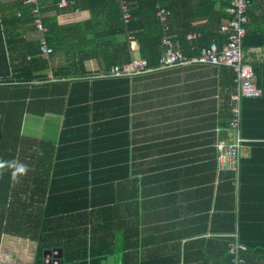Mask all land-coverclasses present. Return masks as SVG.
Wrapping results in <instances>:
<instances>
[{
  "label": "trees",
  "instance_id": "obj_1",
  "mask_svg": "<svg viewBox=\"0 0 264 264\" xmlns=\"http://www.w3.org/2000/svg\"><path fill=\"white\" fill-rule=\"evenodd\" d=\"M25 1L16 0L11 5L0 6V100L3 101L0 105L4 107V112L0 111V133L3 131L7 162L18 151L24 152L28 148L25 138L20 137V130L30 107L37 108V115L56 113L62 95L66 93L62 90L69 86V92L58 145L35 141L44 152L56 154L53 172H45L44 182L32 188L30 172L18 173L20 179L16 176L18 179L13 186L14 165L6 164L2 172L0 169V182L4 180L0 185V246L3 234L36 241L34 264H45L44 254L51 250L63 252L64 264H100L111 255L117 256V264H131L134 258L131 251L135 247L127 244V236L132 233L127 209L137 218L138 205L134 198L137 194L128 199L125 196V191L131 187L127 108L130 77L91 75L86 72L84 61L95 58L101 70L108 73L112 65L133 59L130 38L137 40L139 56L150 66H158L166 36H171L187 57L198 55L200 49L212 41L223 46L228 34L222 33L220 26L227 17L224 10L229 4L197 0L192 7L191 0H126L131 18L125 23L116 0H66L73 3L67 11L70 8L73 12L87 11L91 18L85 23L68 26L58 25L55 17L43 19L44 38L53 47L50 56L61 52L68 61L66 65L52 69L53 81L46 75L49 59L39 54L40 42L25 39L26 32L36 29V17L31 8L25 6ZM60 1L52 0L51 10L57 14L65 13L57 9ZM249 1L252 9L244 51L259 45L256 43L259 37L256 24L262 14L258 13L257 0ZM157 6L171 12L169 31H165L157 16ZM182 15L190 25L197 23L198 38L186 41L176 35L175 27ZM253 67L256 86L262 96L246 98L242 102L241 132L250 141V153L241 162L238 212L236 217L230 216L228 233H232L236 225L237 241L247 248L246 260L264 264V65ZM227 74L232 95L236 76L231 69ZM90 76L97 78L91 80ZM68 78H72V82L63 81ZM97 92L100 96L95 95ZM50 98L52 101L47 102ZM27 100H30L28 108L25 106ZM91 103H97L95 106L102 111H107L108 107L116 108L108 116L103 113L102 121L92 127L93 131L89 126L93 119L89 116L96 108ZM228 108L227 105L225 110ZM76 115L85 118L76 119ZM99 126L101 131H94ZM81 132L83 135H79ZM72 144L75 148L79 146L80 155L74 153L71 158L65 154L72 150ZM71 159L76 163L72 169L67 167ZM30 192L34 202L26 199ZM89 232L92 238L87 240ZM134 232L139 234L137 230ZM118 233L122 234L123 243L119 252L115 247ZM220 255L223 264H234L229 247Z\"/></svg>",
  "mask_w": 264,
  "mask_h": 264
},
{
  "label": "crops",
  "instance_id": "obj_2",
  "mask_svg": "<svg viewBox=\"0 0 264 264\" xmlns=\"http://www.w3.org/2000/svg\"><path fill=\"white\" fill-rule=\"evenodd\" d=\"M191 1L192 7L197 4V0ZM230 1L217 0L220 5L230 4ZM14 2L16 0H0V6H8ZM42 2V10L45 11L43 18L55 17L60 26L85 23L91 18L89 12H73L71 8L69 11L68 8H57L65 11L57 14L51 10L52 0ZM257 8L258 13L262 14L261 20L256 24L259 29L256 43L259 45L245 50V58L253 66H262L264 0H257ZM186 11L189 12V9L186 8ZM184 17L181 16L175 27L176 35L192 41L200 36V32H195L197 23L190 25L189 20ZM44 34L34 29L26 32L25 39L28 42H40ZM132 42L134 45L131 49L134 57L138 58V42L136 39ZM48 59L49 69L46 75L54 81L51 78L52 69L64 66L68 61L61 52ZM84 68L91 75L99 74L98 77L106 73L104 69L101 70L100 63L95 58L85 60ZM225 68L198 64L168 69L154 68L151 72L129 79L127 108L130 119L131 187L125 191V196L128 199L137 194L134 198L138 205L137 218L127 209L128 223L132 230L127 236V244L135 247L131 251L134 253L131 264H172V261H175L173 264H223L220 262V253L229 247L231 239L237 237L236 225L234 231L228 233V224L230 216L236 217L238 212V178L235 173L218 171L215 149L216 142L228 138L227 127L232 118L233 93L231 95L228 88L229 68ZM89 78L95 80L93 78L97 77ZM63 81L72 82V78ZM62 91L66 93L62 95L60 106L55 109L56 113L37 115L39 112L35 107H30V111H27L20 137L25 138L28 148L24 152L18 151L9 162L6 160L2 143L4 135L1 131L0 169L2 172L6 164L14 165L16 174L13 186L15 180L20 179L16 169L21 165L26 166V171L31 173L29 182L32 188L44 182L45 172H53L56 154L44 152L35 141H44L55 147L58 145L63 115L67 109L69 86ZM95 95L100 96V93ZM51 101V98L47 100ZM2 102L0 100V104ZM29 103L30 100H27L26 108L30 106ZM95 105L97 103L91 105L96 109L92 107L94 111L89 116L93 119L89 125L90 131H93V126L100 124L103 113L108 116L116 111L115 107L102 111ZM227 105L229 108L225 110ZM0 111L4 112L1 105ZM95 116L100 118L96 119ZM75 118L85 117L76 115ZM96 130L100 132V126L95 127L94 131ZM70 146L72 150L65 155H70L71 158L74 153L80 155L79 146ZM69 163L71 166L67 167L71 169L76 166L73 160ZM3 183L4 180L1 179L0 185ZM31 195L32 192L27 194L26 199L34 202ZM135 230L139 232L138 235ZM91 238L90 234L87 240ZM37 245L36 241L3 234L0 264H34ZM122 245V234L118 233L115 238L117 252ZM112 256L114 264H117V256Z\"/></svg>",
  "mask_w": 264,
  "mask_h": 264
},
{
  "label": "built area",
  "instance_id": "obj_3",
  "mask_svg": "<svg viewBox=\"0 0 264 264\" xmlns=\"http://www.w3.org/2000/svg\"><path fill=\"white\" fill-rule=\"evenodd\" d=\"M42 0H26L25 6L31 8V13L36 17V29L44 33ZM120 17L125 23L131 18L130 7L126 0H116ZM73 3L61 0L57 8L62 10L72 7ZM159 17L164 24L165 31L170 30L169 20L171 12L164 7L157 6ZM252 4L249 0H231L230 4L224 10L227 16L224 19L220 31L228 34L227 42L223 46H218L212 41L207 47L200 49L199 54L193 57H187L178 47L177 43L171 36H166L162 45L164 47L163 54L159 59L158 66H150L148 61L142 57L135 58L124 64H115L110 67L108 73L101 77H134L147 72H151L154 68H173L177 66L198 64L209 65L215 67H226L232 70L235 79V93L232 95V118L228 124V138L220 140L215 145L216 163L219 172H232L239 177L241 162L247 158L250 153L249 140L242 135V102L244 99H259L262 96L261 90L256 86L254 75V67L245 58L244 40L247 36V28L249 24V13ZM20 17V14H17ZM39 54L48 58L53 52V47L49 46L44 37L41 38ZM30 59V58H29ZM247 248L238 243L237 237L229 243V252L233 255L234 264H256L246 260L244 255ZM245 253V254H244Z\"/></svg>",
  "mask_w": 264,
  "mask_h": 264
},
{
  "label": "water",
  "instance_id": "obj_4",
  "mask_svg": "<svg viewBox=\"0 0 264 264\" xmlns=\"http://www.w3.org/2000/svg\"><path fill=\"white\" fill-rule=\"evenodd\" d=\"M44 256L46 259L45 264H63L64 263L62 251H59V252L49 251L45 253ZM100 264H114V256L112 255L108 256L105 260H102Z\"/></svg>",
  "mask_w": 264,
  "mask_h": 264
},
{
  "label": "clouds",
  "instance_id": "obj_5",
  "mask_svg": "<svg viewBox=\"0 0 264 264\" xmlns=\"http://www.w3.org/2000/svg\"><path fill=\"white\" fill-rule=\"evenodd\" d=\"M50 57V56H49ZM48 57V58H49ZM47 58V59H48ZM16 172H18V173H25L26 172V166H24V165H21L19 168H17L16 169ZM14 175H15V173H14ZM51 251H54V252H58V251H56V250H51ZM49 252V251H48ZM47 253V252H46ZM62 254H63V252H62ZM45 255V254H44ZM44 260L46 261V259H45V256H44ZM48 262V261H47ZM50 262V261H49ZM64 264V263H63Z\"/></svg>",
  "mask_w": 264,
  "mask_h": 264
},
{
  "label": "rangeland",
  "instance_id": "obj_6",
  "mask_svg": "<svg viewBox=\"0 0 264 264\" xmlns=\"http://www.w3.org/2000/svg\"><path fill=\"white\" fill-rule=\"evenodd\" d=\"M133 41V38H130ZM134 43L132 42L131 47H133ZM11 242V239H9Z\"/></svg>",
  "mask_w": 264,
  "mask_h": 264
}]
</instances>
